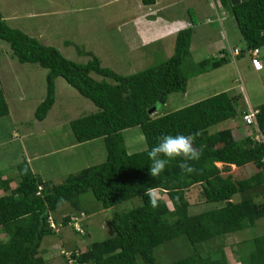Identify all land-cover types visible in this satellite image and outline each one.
Segmentation results:
<instances>
[{
	"label": "trees",
	"instance_id": "trees-1",
	"mask_svg": "<svg viewBox=\"0 0 264 264\" xmlns=\"http://www.w3.org/2000/svg\"><path fill=\"white\" fill-rule=\"evenodd\" d=\"M216 1L235 17L247 49L261 50L264 0ZM142 2L152 5L156 0ZM193 33V26L179 30L174 51L167 59L123 75L104 66L92 51H79L90 56L85 63L66 57L57 47L45 45L38 38L11 27L0 9V39L9 43L12 55L21 63L48 69L46 95L36 109V119L42 121L47 117L56 102V80L63 77L98 107L97 111L71 121L75 140L84 143L104 138L107 149L104 162L85 167L58 185L34 173L27 159L17 165L19 181L15 187H11L12 178H3L4 173L0 172V231L7 234V239L0 241V264H47L40 252L42 242L46 236L57 233L50 217L61 228L70 225V215H65L62 221L55 215L63 203L69 202L78 213L75 216H81L84 233L73 227L74 230L87 235L81 221L89 211L81 206V196L89 191L105 209L134 197H141L142 204L116 213L110 223L115 235L82 250L78 257L80 264H156V248L179 236H184L192 248L187 256L168 264H230L223 244L202 247L264 219V144L252 136L235 138L231 129L211 131L212 126L237 115L238 95L230 92H219L159 115V107L167 104L170 94L187 91L191 75L182 67L191 56ZM227 54L230 51L223 49L221 57L201 60L194 73L223 66L228 61ZM154 107L156 116L149 112ZM257 110V121L264 132V103ZM9 114L0 83V118ZM132 127H140L147 142L146 149L135 153L128 151L124 136V131ZM197 132L200 134L195 136L193 146L201 155L199 160L188 161L193 172L183 171L179 167L182 158L176 157L158 178L148 175L151 165L148 152L159 142V137ZM217 163L224 165L220 167ZM249 163L255 165V171L247 178L235 179L231 173L223 174L230 172L232 165L241 167ZM196 185L201 186L205 203L220 205L191 213L187 192ZM149 187L166 196L158 197V207L153 208L145 195ZM238 193L240 200H232ZM250 242L248 255L239 247L235 251L239 262L264 264V234L252 237ZM245 243L246 239L238 246Z\"/></svg>",
	"mask_w": 264,
	"mask_h": 264
},
{
	"label": "rangeland",
	"instance_id": "rangeland-1",
	"mask_svg": "<svg viewBox=\"0 0 264 264\" xmlns=\"http://www.w3.org/2000/svg\"><path fill=\"white\" fill-rule=\"evenodd\" d=\"M0 9L11 27L21 29L45 45L57 47L66 57L85 63L90 56L79 51H92L104 66L123 75L136 73L171 55L177 31L167 33L160 26H176L179 22H185L187 27L195 24L194 51L200 44L202 52H194L182 67L184 72L191 75L190 93L170 94L167 104L159 107V115L185 107L230 86L232 95L242 93L244 96L235 100L236 118L241 115L244 99L254 107L264 103V70L256 73L247 68L250 57L244 52L236 57V62L230 60L232 65H224L201 75L194 73L198 69L200 61L197 58L200 55L203 58L216 57L223 47L229 51V44L231 49L236 46L247 49L235 17L230 11L222 9L216 0H157V5L153 6L145 5L142 0H0ZM206 16L212 22H204ZM262 53L264 55V51ZM47 74L48 69L38 64L21 63L12 55L9 43L0 39V83L10 108V114L0 118V171L12 177L14 187L19 181L17 165L25 159L30 158L34 169L41 167L42 175L52 185H58L71 174L100 164L107 158L104 138L84 143L75 140L71 121L97 111L98 107L63 77L56 80V102L47 117L42 121L36 119V109L46 95ZM155 113L152 115L156 116ZM231 122L223 121L212 126V130L227 127ZM124 136L130 153L147 148L140 127L126 129ZM254 171L255 165L252 163L246 167H232L230 172L241 179L251 176ZM157 193L158 197H166L161 191ZM187 195L193 214L220 205L218 202L205 203L200 185L193 186ZM240 198L238 193L232 200L239 201ZM141 204L142 198L134 197L105 209L92 192L84 193L81 206L89 214L82 217L81 223L88 234L77 233L71 225L63 228L56 225L55 230L58 229L63 244L56 235L46 236L41 254L50 264H65L62 250L75 247L84 250L93 242L113 237L115 231L110 223L115 214L127 212ZM77 214L69 202L63 203L55 213L59 221L65 215L72 217ZM261 234H264V219L255 226L228 234L222 239L215 238L202 248L223 244L230 264H242L235 251L239 247L244 255H248L251 238ZM244 239L246 243L238 246ZM183 241L188 244L185 245ZM56 244L60 245L53 247ZM191 248L184 236L165 242L156 248V264H168L187 256Z\"/></svg>",
	"mask_w": 264,
	"mask_h": 264
},
{
	"label": "clouds",
	"instance_id": "clouds-1",
	"mask_svg": "<svg viewBox=\"0 0 264 264\" xmlns=\"http://www.w3.org/2000/svg\"><path fill=\"white\" fill-rule=\"evenodd\" d=\"M199 134V132L187 136L183 134H169L159 137V142L148 152V157L151 160L148 175L152 178H158L165 170L169 161L176 157L182 158L179 167L183 171L188 173L193 172L194 168L188 164V161H196L200 158L201 153L193 146V140ZM145 195L148 197L153 208L158 207V193L154 188L149 187Z\"/></svg>",
	"mask_w": 264,
	"mask_h": 264
},
{
	"label": "crops",
	"instance_id": "crops-1",
	"mask_svg": "<svg viewBox=\"0 0 264 264\" xmlns=\"http://www.w3.org/2000/svg\"><path fill=\"white\" fill-rule=\"evenodd\" d=\"M153 5H157V0H156V3H154V4H152V6ZM220 7L222 8V9H224V10H226L225 9V7L224 6H222V5H220ZM217 14H218V12H217ZM219 15V14H218ZM200 18H204V16H201ZM218 19H220V16H218ZM204 20V22L206 21V23L208 24L209 22H212L210 19H208L207 18V16H206V19H203ZM197 22V21H196ZM197 24H198V22H197ZM167 24H163L162 26H160L161 28H163L162 30L164 31V32H167V33H172L173 31H179V30H181V29H184V28H186L187 27V25H186V23L185 22H182V23H178L176 26H174V25H167ZM186 25V26H185ZM195 25V24H194ZM194 25H191V26H193V28H195L194 27ZM174 26V27H173ZM196 26V25H195ZM197 26H199V24L197 25ZM189 27V26H188ZM194 34H195V29H194V33H193V36H194ZM224 37H226V32H225V30H224ZM177 35V34H176ZM193 36H192V43H191V55L195 52V53H197V52H199V53H201L202 51H201V49L199 48V46H200V44H198L197 45V47H196V51H194V44L196 43H193ZM206 37H207V34H206ZM150 42V41H149ZM148 42V43H149ZM229 47V50L232 48L231 47V45L229 44L228 45ZM237 47V46H236ZM235 48V47H234ZM223 49H227L226 47L224 48H221L220 50H219V53L217 54V55H215V56H217V57H221V53H222V50ZM240 49V48H239ZM241 50V52H240V54L239 55H237V56H233L232 57V55H230V54H227V55H229V57H230V59L228 58V61L226 62V64H224V65H232L231 64V62H230V60H233L234 62H236V57H239V56H241L242 55V53L244 52L245 54H248L249 55V57H250V60H249V66H247V68L249 67V69H253L256 73H259V72H261V71H257V70H255L254 69V67H253V65H252V63H251V54H250V51H249V49H246V50H242V49H240ZM264 50H262V48H261V50H260V59L262 60V62H263V58H264V55H262ZM262 56H263V58H262ZM199 61H201V60H203V59H205V58H203V56L202 55H200V57L199 58H197ZM223 65V66H224ZM222 67V66H221ZM264 70V69H263ZM262 70V71H263ZM207 72H209V71H207ZM205 72H203V73H199V74H197V75H201V74H204ZM189 85H190V79H189V81H188V87H189ZM188 87H187V91L184 93L185 95H189V90H188ZM223 88H225V87H223ZM231 89H232V87L230 86V87H226L225 89H223V90H220V91H218V92H216V93H219V92H223V91H226V92H230L231 93ZM216 93H214V94H216ZM213 94V95H214ZM236 95H238V98L240 99L241 97H243L244 98V96H243V94L242 93H240V94H236ZM211 96V95H210ZM209 97V96H208ZM194 99V98H193ZM195 100V99H194ZM198 101H199V99H197ZM196 100V101H197ZM195 101V102H196ZM244 101H245V104L243 105V108H242V111H241V115L239 116V118H236L237 117V115H236V117H234V118H231V119H228V120H232V122L231 123H229L228 125H227V127H223V128H221V129H219V130H212V128H211V131L212 132H216V131H220V130H225V129H231V131H232V133H233V135H234V137L235 138H243V137H246V136H252V137H255L256 136V130H255V128H253V126H250V125H247L245 122H244V120H243V113L244 112H246V111H248L249 109H251V108H254V109H257L261 104H259L258 106H256V107H254L252 104H251V102H250V105L246 102V100L244 99ZM28 161H29V163H30V166H31V169H32V171L34 172V173H36V174H38V175H40L45 181H49V180H47L42 174V169H41V167H39L38 169H34V167H33V165L31 164V161H30V158L29 159H27ZM250 164V163H249ZM217 165L218 166H220V167H222L224 164L223 163H217ZM248 165V164H247ZM232 167H235V168H241V167H246V165L245 166H241V167H237L236 165H232L231 166V169H232ZM18 170V169H17ZM231 171V170H230ZM0 172H2V171H0ZM224 173H226V172H224ZM223 173V174H224ZM229 173H231V172H228V174ZM7 174L8 173H6V172H4V176H3V178H7L8 176H7ZM227 174V175H228ZM232 174V173H231ZM225 175V174H224ZM234 176V175H233ZM10 178V177H9ZM12 178V177H11ZM235 178V177H234ZM235 179H237V178H235ZM241 179H244V178H241ZM12 182H13V180H12ZM49 182H51V181H49ZM11 187H14L13 185H12V183H11ZM4 233V234H3ZM0 235H1V239H0V241L1 240H6L7 239V234L5 233V232H3V231H0ZM57 237H59V241L63 244V241L61 240V238H62V236L61 235H59L58 233H56L55 234ZM44 241V240H43ZM43 243V242H42ZM57 245L59 246L60 244H56L55 246H53V247H57ZM42 247V246H41ZM62 247H63V245H62ZM75 248H80V247H75ZM85 249H87V247L86 248H84V250ZM42 250L40 249V252H41ZM63 257V256H62ZM45 258V257H44ZM46 260H47V264H50L49 263V261H48V259L47 258H45ZM63 260H64V258H63Z\"/></svg>",
	"mask_w": 264,
	"mask_h": 264
},
{
	"label": "built area",
	"instance_id": "built-area-1",
	"mask_svg": "<svg viewBox=\"0 0 264 264\" xmlns=\"http://www.w3.org/2000/svg\"><path fill=\"white\" fill-rule=\"evenodd\" d=\"M229 51H230V54L232 55V57L239 55L241 52V50L238 47L234 48V49H230ZM249 51L251 54V63L253 65L254 69L257 71H262L264 69V64H263L262 60L260 59V49L259 48H253ZM257 114H258V110L251 108L248 111L243 113V120L247 125L255 127V130H256L255 140L264 144V132L259 127V124L257 121ZM263 161H264V158H263ZM40 189H42V186H40ZM83 215L84 214H82V216ZM80 217L79 216H72L69 224L72 227H74L76 230H79L80 232L84 233V230L80 224V220H81ZM50 223H51V226L56 228V223L52 217H50ZM56 230H58V229H56ZM61 253L64 256L65 264H80L78 257L81 255L82 250H80V249L62 250Z\"/></svg>",
	"mask_w": 264,
	"mask_h": 264
},
{
	"label": "water",
	"instance_id": "water-1",
	"mask_svg": "<svg viewBox=\"0 0 264 264\" xmlns=\"http://www.w3.org/2000/svg\"><path fill=\"white\" fill-rule=\"evenodd\" d=\"M156 107L153 108V110H150V113H153L155 111Z\"/></svg>",
	"mask_w": 264,
	"mask_h": 264
}]
</instances>
